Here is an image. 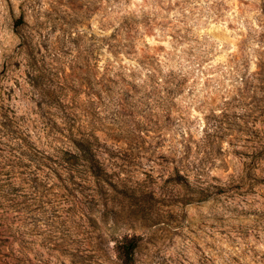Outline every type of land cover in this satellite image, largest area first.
<instances>
[{
  "label": "clouds",
  "instance_id": "1",
  "mask_svg": "<svg viewBox=\"0 0 264 264\" xmlns=\"http://www.w3.org/2000/svg\"><path fill=\"white\" fill-rule=\"evenodd\" d=\"M0 264H264V0H0Z\"/></svg>",
  "mask_w": 264,
  "mask_h": 264
}]
</instances>
